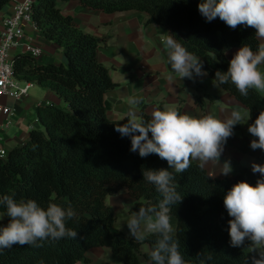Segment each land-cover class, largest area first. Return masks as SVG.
Here are the masks:
<instances>
[{
  "label": "trees",
  "instance_id": "16d2710c",
  "mask_svg": "<svg viewBox=\"0 0 264 264\" xmlns=\"http://www.w3.org/2000/svg\"><path fill=\"white\" fill-rule=\"evenodd\" d=\"M13 1L0 0V11ZM59 1L36 0L32 17L40 35L63 50L66 63L40 64L36 58L19 53L14 72L21 81L56 92L67 106L39 105L40 128L32 129L29 137L6 155L0 151V197L33 199L43 208L49 202L65 208L70 203L77 215L66 226L78 236L38 242L40 247L14 245L2 249L0 264L89 262L86 253L98 247L111 248L116 263L142 264L141 246L149 244L152 249L158 237L148 235L145 240L136 241L125 232L114 233L116 214L106 199L126 189L134 199L131 211L155 204L159 194L154 185L143 179L142 170L169 166L156 154L142 158L138 152L130 151V138L115 131L116 124L125 123L126 118L111 120L107 115L110 105L106 95L117 84L99 60V49L105 41L82 30L72 15L64 14ZM63 1H75L109 14L131 10L146 13L147 24L167 28L188 51L202 59L204 69L213 79L217 70L227 71L229 49L244 44L255 51L261 43L253 28L240 25L231 29L219 18L207 22L198 11L200 0ZM219 85L249 109L251 122L264 109L262 94L249 90L247 96H242L230 82ZM217 99L216 95L205 93L196 101L205 110L207 104ZM176 109L183 114L181 106ZM142 117L151 119L146 113ZM243 121L233 132L241 128ZM198 163L192 161L186 172L175 174L177 191L184 196L171 211L179 251L186 264H246L254 254L247 242L244 248L230 245L231 217L223 197L236 182L243 180L255 185L261 176L247 171L230 178H213ZM0 212L4 215L0 220L3 226L9 219L5 206L0 205ZM143 256L151 262L149 253Z\"/></svg>",
  "mask_w": 264,
  "mask_h": 264
},
{
  "label": "clouds",
  "instance_id": "9594fccd",
  "mask_svg": "<svg viewBox=\"0 0 264 264\" xmlns=\"http://www.w3.org/2000/svg\"><path fill=\"white\" fill-rule=\"evenodd\" d=\"M198 11L207 22L219 18L231 29L240 25L253 28L257 40L264 41V0H200ZM162 44L172 72L180 79L194 80L207 75L203 61L174 35L162 37ZM261 65H264V42L259 43L255 51L242 44L229 60L227 71L217 70L214 80L218 84L230 82L242 96H247L249 90L264 95ZM141 101L142 97L136 95L128 98L130 106L139 105ZM242 119L241 113L235 110L221 119L213 114L198 117L182 114L169 106L153 110L151 119L145 120L130 107L126 122L116 124L115 131L130 138V151L138 152L142 158L156 154L169 166L142 170L143 179L154 185L160 199L155 204L140 207L126 223L130 237L136 241H143L148 235L158 237L149 253L152 264H186L171 223L172 206L184 198L177 191L175 174L186 172L195 160L200 169L209 163L220 164L219 174L230 175L233 172L231 160L221 162V156L227 140L234 134V127L241 124ZM248 132L254 137L251 149L264 151V109L248 126ZM251 170L261 178L255 185L243 180L233 184L224 195L223 204L231 217L228 221L230 245L244 248L247 242L250 251L256 252L264 249V164L252 162ZM0 205L5 206L9 218L6 225L0 226V250L14 245L40 247L42 244L38 242L78 236L66 226V222L77 215L70 203L65 208L49 202L43 208L33 199L17 201L13 196L4 195L0 197ZM246 264H264V251L251 256Z\"/></svg>",
  "mask_w": 264,
  "mask_h": 264
},
{
  "label": "crops",
  "instance_id": "0c3cea01",
  "mask_svg": "<svg viewBox=\"0 0 264 264\" xmlns=\"http://www.w3.org/2000/svg\"><path fill=\"white\" fill-rule=\"evenodd\" d=\"M21 1L23 0H15L0 11V43L4 30L3 21L12 15L15 5ZM59 6L64 14L74 17L76 24L82 30L105 41L99 49V60L110 70L112 80L117 84V87L106 95L110 105L107 113L109 119L126 118L130 107H134L141 116L142 113L151 116V112L160 107L181 106L183 114L197 117L213 114L221 119L230 116L234 110L239 111L244 121L241 128L227 140L221 156V162L231 160L233 172L228 176L220 175L222 165L213 163L207 164L204 168L211 177L230 178L247 171L252 172V162L264 164V151L252 150L250 147L254 137L248 132V126L253 123L249 119V109L222 88L204 66L203 70L207 75L195 77L194 80L187 78L182 80L172 72L168 64L167 52L162 44V37L170 34L167 28L157 24H147V14L135 10L109 14L92 10L75 1L63 0L59 1ZM28 41H32L42 49V55L37 58L40 64L66 63L63 50L41 36L36 26L32 24L25 27L23 42ZM238 49L231 48L226 52L228 60ZM13 53L17 55L21 51L17 49ZM261 68L264 69V65H261ZM205 93L216 95L218 99L207 104L203 110L196 99ZM133 95L142 97L139 105L128 104V98ZM49 103L60 107L67 106L56 92L37 84H34L27 96L21 100L1 97L0 106L13 108L16 112L11 118L0 113V151L7 153L13 147L22 144L29 137L32 129L40 128L37 108L39 105ZM8 121L11 123L8 124ZM113 196L115 200L112 204H107L114 210L118 206L116 201L123 198L127 205L134 204V199L123 189ZM112 231L123 232L115 228H112ZM148 245L141 246L142 264H152L143 256L151 251ZM86 256L89 262H81V264H123L116 263L112 249L110 251L106 247L92 248Z\"/></svg>",
  "mask_w": 264,
  "mask_h": 264
},
{
  "label": "built area",
  "instance_id": "2783aa9c",
  "mask_svg": "<svg viewBox=\"0 0 264 264\" xmlns=\"http://www.w3.org/2000/svg\"><path fill=\"white\" fill-rule=\"evenodd\" d=\"M36 0H23L14 7L12 15L6 17L3 21L4 30L0 43V98L10 97L16 101L27 96L29 89L34 83L21 81L17 79L14 72L16 55L14 50L21 51V54H28L34 58L42 55V49L32 41L23 42L25 36V27L29 24L35 26L32 17V5ZM15 109L0 106V113L11 118L15 114ZM11 121H8V124ZM1 154L6 155L5 151Z\"/></svg>",
  "mask_w": 264,
  "mask_h": 264
},
{
  "label": "rangeland",
  "instance_id": "374dc122",
  "mask_svg": "<svg viewBox=\"0 0 264 264\" xmlns=\"http://www.w3.org/2000/svg\"><path fill=\"white\" fill-rule=\"evenodd\" d=\"M123 191L128 192L126 189H123ZM113 200H115L113 194L108 195L106 202L108 204H112ZM116 202H117L118 206L115 207L116 222L114 223L113 228L119 229L120 231H123V232L129 234V229H128L126 223L129 220V218L131 217V215L134 213L133 211H131L132 205H127L124 198L117 200ZM0 217H4V215L1 212H0ZM106 248L111 251V249L109 247H106ZM260 251H263V249H258L256 252H252V251H250V252L254 255H258ZM76 264H81V261H78Z\"/></svg>",
  "mask_w": 264,
  "mask_h": 264
}]
</instances>
